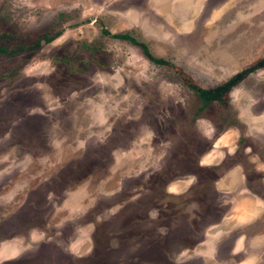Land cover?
<instances>
[{
  "label": "rangeland",
  "instance_id": "1",
  "mask_svg": "<svg viewBox=\"0 0 264 264\" xmlns=\"http://www.w3.org/2000/svg\"><path fill=\"white\" fill-rule=\"evenodd\" d=\"M143 43L158 64L129 40ZM0 264H264V0H0Z\"/></svg>",
  "mask_w": 264,
  "mask_h": 264
},
{
  "label": "trees",
  "instance_id": "2",
  "mask_svg": "<svg viewBox=\"0 0 264 264\" xmlns=\"http://www.w3.org/2000/svg\"><path fill=\"white\" fill-rule=\"evenodd\" d=\"M114 37L123 38L126 40H129L130 42L139 45L143 53L147 56L148 59L151 61L158 63V64H167L168 62L162 58L154 57L147 49V47L138 41H136L133 37L130 35H127L125 33H118L114 34ZM55 36H47V35H41L37 37L33 43L29 44V46H24L23 44H17L9 49L5 46H0V53L4 54H11L20 52L24 49H32L35 47H38L40 43L43 42H49L51 41ZM264 67V57L256 60L254 63L250 64L248 67L236 72L234 75L229 77L226 81L209 88H203L200 87L194 83H188V86L192 88L200 98V101L202 103V106H205L209 104L212 101H221L223 100V96L226 92H228L229 88H231L233 85L238 83L240 80H242L247 74H249L251 71H254L258 68Z\"/></svg>",
  "mask_w": 264,
  "mask_h": 264
}]
</instances>
